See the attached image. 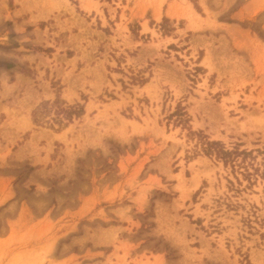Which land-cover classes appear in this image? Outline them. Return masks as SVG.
I'll use <instances>...</instances> for the list:
<instances>
[{
  "label": "rangeland",
  "instance_id": "1",
  "mask_svg": "<svg viewBox=\"0 0 264 264\" xmlns=\"http://www.w3.org/2000/svg\"><path fill=\"white\" fill-rule=\"evenodd\" d=\"M0 264H264V0H0Z\"/></svg>",
  "mask_w": 264,
  "mask_h": 264
},
{
  "label": "trees",
  "instance_id": "2",
  "mask_svg": "<svg viewBox=\"0 0 264 264\" xmlns=\"http://www.w3.org/2000/svg\"><path fill=\"white\" fill-rule=\"evenodd\" d=\"M78 113H76L77 115ZM204 144H206L207 147V152H209L211 154V152L216 153L217 155L220 156H226V152L223 151V149H220L218 146L219 144L216 142H205Z\"/></svg>",
  "mask_w": 264,
  "mask_h": 264
}]
</instances>
